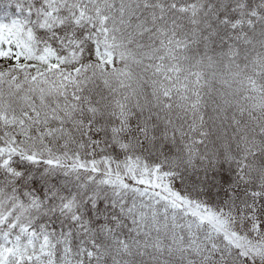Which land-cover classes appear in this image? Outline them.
Here are the masks:
<instances>
[{
	"label": "snow or ice",
	"instance_id": "6c2138e0",
	"mask_svg": "<svg viewBox=\"0 0 264 264\" xmlns=\"http://www.w3.org/2000/svg\"><path fill=\"white\" fill-rule=\"evenodd\" d=\"M0 264H264V0H0Z\"/></svg>",
	"mask_w": 264,
	"mask_h": 264
}]
</instances>
